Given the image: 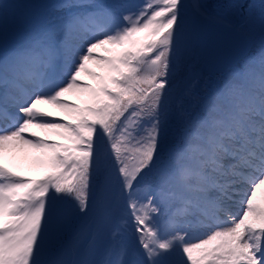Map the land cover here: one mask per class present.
<instances>
[{
    "label": "snow or ice",
    "instance_id": "obj_1",
    "mask_svg": "<svg viewBox=\"0 0 264 264\" xmlns=\"http://www.w3.org/2000/svg\"><path fill=\"white\" fill-rule=\"evenodd\" d=\"M28 7L0 0V37ZM185 7L57 0L0 44V264H264V4L259 47L203 97ZM25 150L41 177L4 163Z\"/></svg>",
    "mask_w": 264,
    "mask_h": 264
},
{
    "label": "rangeland",
    "instance_id": "obj_2",
    "mask_svg": "<svg viewBox=\"0 0 264 264\" xmlns=\"http://www.w3.org/2000/svg\"><path fill=\"white\" fill-rule=\"evenodd\" d=\"M183 0L186 5L183 10V16L186 27L189 29L192 39H193V52H192V62L201 71L202 76L199 84L197 85V92L200 96L211 95L213 90L220 86L225 78L229 75L230 70L226 72H218L213 68L208 66V59L210 52L207 50L205 43L199 40L195 33V22L200 19H205L199 15L198 9L196 7L199 3H204L208 5V18L223 24L238 27L239 31L244 34L250 41V49L246 55L251 52H255L259 47L261 41V5L264 4V0ZM13 2L29 5L24 11L26 13L25 18L16 23L15 25H10L7 34L0 37V44L10 46L12 44L18 43L20 34L25 30L30 20L35 17L44 14V8L47 5H54L57 0H13ZM133 2L139 4L143 0H133ZM247 8V9H246ZM243 23L241 26L240 24ZM241 61V60H240ZM239 61V62H240ZM238 62V64H239ZM257 66H259V61ZM237 64V65H238ZM256 64V63H255ZM236 65V66H237ZM90 65L89 67H92ZM244 68L239 69L238 72L243 71L245 75H252L248 73ZM261 70V69H260ZM179 88L180 85H176ZM175 98V92L174 97ZM33 157V154L26 153L24 158L25 166L24 170H30L31 175H34V165L31 167L28 163ZM24 171L23 173H28ZM96 220V216L92 215L85 218L83 223L85 225L93 224Z\"/></svg>",
    "mask_w": 264,
    "mask_h": 264
},
{
    "label": "water",
    "instance_id": "obj_3",
    "mask_svg": "<svg viewBox=\"0 0 264 264\" xmlns=\"http://www.w3.org/2000/svg\"><path fill=\"white\" fill-rule=\"evenodd\" d=\"M197 33L212 51L210 64L219 70H225L234 64L249 47L247 41L236 30L213 22H198Z\"/></svg>",
    "mask_w": 264,
    "mask_h": 264
},
{
    "label": "bare ground",
    "instance_id": "obj_4",
    "mask_svg": "<svg viewBox=\"0 0 264 264\" xmlns=\"http://www.w3.org/2000/svg\"><path fill=\"white\" fill-rule=\"evenodd\" d=\"M103 54V53H102ZM92 65V64H90ZM89 65V66H90ZM92 67H95L94 65ZM83 79L86 80L87 82L89 83H95L90 77H88L87 75H84L83 76ZM69 97L72 99V100H77V98L73 95H69ZM78 102V101H77ZM44 134L46 135H49L48 137L50 138H53V136L47 131V132H44ZM28 152V150H25V151H17L15 153H8V154H5V157L4 158H8L13 164H19V165H22L24 162H25V159L24 156L25 154ZM6 158V159H7ZM7 159V160H8ZM262 200V197H261V194L258 193V201H261Z\"/></svg>",
    "mask_w": 264,
    "mask_h": 264
}]
</instances>
